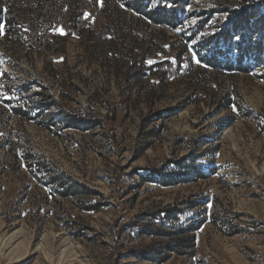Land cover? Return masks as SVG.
I'll return each instance as SVG.
<instances>
[{"label": "rangeland", "instance_id": "obj_1", "mask_svg": "<svg viewBox=\"0 0 264 264\" xmlns=\"http://www.w3.org/2000/svg\"><path fill=\"white\" fill-rule=\"evenodd\" d=\"M133 1L0 0V264H264V53L203 59L264 0H188L170 24ZM143 214L189 247L135 256L160 245L126 227Z\"/></svg>", "mask_w": 264, "mask_h": 264}, {"label": "trees", "instance_id": "obj_2", "mask_svg": "<svg viewBox=\"0 0 264 264\" xmlns=\"http://www.w3.org/2000/svg\"><path fill=\"white\" fill-rule=\"evenodd\" d=\"M144 1L148 2V0H134L132 3H126V6L131 7L133 10L138 13H141L142 15L146 16L148 19L152 20L155 23L168 22L169 24L173 22V20L178 18L179 15L177 13V10L179 9L182 15V12H184L185 10V6L189 4L187 3L188 0H180L181 3H176L174 9H166L163 6H159V9H149V3H143ZM1 12L2 7H0V14ZM233 13L234 16L230 19L229 22H227L226 27H223L221 30L212 34L210 37L207 38L205 42L207 44L211 43L213 46L212 49L224 51L230 45H235L237 43L236 41L231 39L232 34L236 32L242 36V41L240 42L242 48L251 49V52L253 50H258L259 53H264V47L261 46V41L253 40V34L263 28V25L258 26L257 24L264 23V14L260 15L259 18H256V11L253 8V4L242 6L236 10H233ZM12 21V19H7L8 24H12ZM204 22L205 20L198 21L196 31L203 28ZM175 24L176 22L173 25ZM195 34L196 32H191L189 39L193 38ZM203 59L208 64H211L213 67L217 68H230L233 64L231 62H228L225 55H217L215 57L208 56L203 57ZM232 59L233 61H236L238 63L239 67H242L243 62L250 58L245 57L241 59L237 58L236 56H233ZM158 65L165 67V70L168 75L173 74V64L170 61L159 62ZM84 111H86V108H84ZM67 116L69 117L70 114L67 113ZM62 194L65 195L66 192ZM161 212H165V214L168 213L167 216L169 215V209ZM159 219L160 218L156 217L155 214H143L141 218H138L136 221H134L135 223L129 222L126 224V227H138L140 229V231L137 232L139 233V235H149L155 237L160 243V245L157 247H148V251L145 250L141 252V249H139L135 253V256H137L138 258H142V254H148V257L153 260L164 261L167 257L168 250L180 253L185 251V249L189 247L188 238H186L183 231H171L170 229L165 227ZM195 228H197V226Z\"/></svg>", "mask_w": 264, "mask_h": 264}, {"label": "snow or ice", "instance_id": "obj_3", "mask_svg": "<svg viewBox=\"0 0 264 264\" xmlns=\"http://www.w3.org/2000/svg\"><path fill=\"white\" fill-rule=\"evenodd\" d=\"M151 2H152V0H148V3H151ZM157 2L159 3V0H157ZM162 6L164 8H166V9H174L175 6H176V0H164V3H163ZM122 7H123V5H122ZM224 20H225V22H229L230 18L227 15H225L224 16ZM175 30L177 32H179L182 29L176 28ZM0 31H2V28H0ZM231 39L236 41L237 43L235 45H230L224 51H220V50H217V49H212L208 53V55L212 56V57H215L217 55H225V56H228V57L236 56L237 58H241V59L245 58V57H248V58L252 57L251 49H244V48L241 47V44H240V42L242 41V36L241 35H239L238 33L234 32L232 34ZM189 51H191V50H189ZM191 58L193 60H195V62L197 64L201 63L202 57L198 59L197 58V53L191 52ZM149 63L151 64L152 61H149ZM233 111H235V108L233 109Z\"/></svg>", "mask_w": 264, "mask_h": 264}]
</instances>
